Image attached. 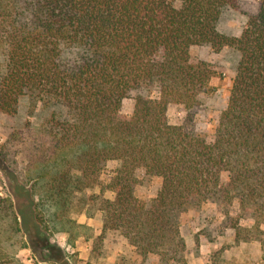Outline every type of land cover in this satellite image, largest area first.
Masks as SVG:
<instances>
[{"label":"trees","instance_id":"trees-1","mask_svg":"<svg viewBox=\"0 0 264 264\" xmlns=\"http://www.w3.org/2000/svg\"><path fill=\"white\" fill-rule=\"evenodd\" d=\"M239 2L0 0L5 54L0 112L15 114L25 95L47 111L29 145L22 183L0 195L2 218L17 229L18 217L25 228L30 218L39 226H56L68 221L74 201L87 206L91 200L103 212L102 233H119L143 261L155 256L151 264H187L180 215L209 200L230 205L237 198L259 230L264 224V0L239 35L220 32L223 9H237ZM204 44L238 53L211 139L196 129L193 114L218 75L213 64L190 53ZM128 97L134 98L133 111L123 115ZM170 103L186 108L181 124L169 123ZM111 162L116 165L107 187L114 198L84 195ZM140 172L161 178L150 201L135 194ZM233 227L237 242L256 232ZM43 240L44 255L36 264H54L43 253L53 246Z\"/></svg>","mask_w":264,"mask_h":264},{"label":"rangeland","instance_id":"rangeland-1","mask_svg":"<svg viewBox=\"0 0 264 264\" xmlns=\"http://www.w3.org/2000/svg\"><path fill=\"white\" fill-rule=\"evenodd\" d=\"M259 0H240L237 9L225 7L218 21L220 32L239 35L244 28L248 15L257 11ZM192 56L210 62L216 67L218 75L213 77L210 85L213 91L203 94L202 105L193 110L196 129L212 138L221 111L228 100L232 78L236 72L238 53L230 48L213 49L210 45H194L190 48ZM5 63V54L0 50V69ZM134 98H125L121 113L130 115L133 111ZM47 111L42 103L33 101L29 95L20 98L17 112L8 115L0 112V195L10 194V189L22 183L20 177L27 164V151L34 142L43 124ZM187 115L182 104L170 103L167 108L169 123L181 124ZM29 127L31 130H29ZM116 163H109L92 188L84 189V195H103L113 199L115 193L107 186L110 183L111 169ZM19 175V176H18ZM135 194L145 201H150L161 185V178L140 172ZM223 183L228 181L227 173L221 176ZM30 186L32 182H26ZM104 191L101 192V188ZM81 191L77 192L80 197ZM69 210L67 222L55 225H38L32 218L27 228L18 217L20 229L10 224L0 215V264H36L42 257L41 243L47 238L53 246L43 253L48 254L51 263L60 264L55 259H64V264H151L150 256L145 261L136 252L135 247L115 231L102 233L103 212L99 204L91 200L82 206L81 201H74ZM84 207V210L81 208ZM87 208V210H86ZM52 211L55 207L52 206ZM83 209V208H82ZM88 212L87 215L85 212ZM180 229L186 242L185 257L187 264H264V224L256 231L255 220L243 214L236 198L232 204L209 200L199 207H192L180 215ZM254 228L252 239L235 240L234 225ZM36 225L40 231L36 232ZM48 227V228H47ZM30 234V236H29ZM246 235V236H247ZM26 246L23 247V245ZM32 244V247L30 246ZM34 245V246H33ZM155 264V263H152ZM157 264V263H156Z\"/></svg>","mask_w":264,"mask_h":264}]
</instances>
